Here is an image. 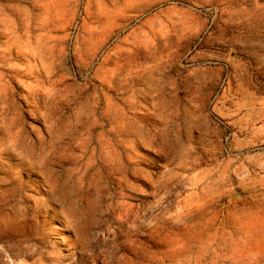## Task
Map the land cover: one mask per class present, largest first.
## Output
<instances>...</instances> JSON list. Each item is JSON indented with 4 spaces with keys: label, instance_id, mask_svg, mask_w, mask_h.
<instances>
[{
    "label": "rangeland",
    "instance_id": "374dc122",
    "mask_svg": "<svg viewBox=\"0 0 264 264\" xmlns=\"http://www.w3.org/2000/svg\"><path fill=\"white\" fill-rule=\"evenodd\" d=\"M0 264H264V0H0Z\"/></svg>",
    "mask_w": 264,
    "mask_h": 264
}]
</instances>
